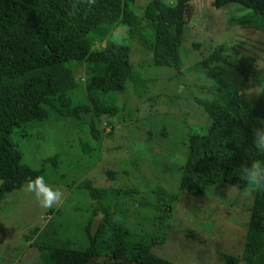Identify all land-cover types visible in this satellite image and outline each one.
Masks as SVG:
<instances>
[{"label":"rangeland","instance_id":"374dc122","mask_svg":"<svg viewBox=\"0 0 264 264\" xmlns=\"http://www.w3.org/2000/svg\"><path fill=\"white\" fill-rule=\"evenodd\" d=\"M211 1L190 3L192 11L179 47L180 71L152 64L151 51L129 38L126 25L117 23L112 28L106 41L130 47L133 73L144 83H128L117 95L121 112L97 121L99 139L92 138L86 123L54 115L12 130L24 164L38 168L45 158L57 156L55 167L47 163L42 175L63 198L44 209L22 186L5 195L0 202V264H46L41 254L65 241L73 248L85 247V224L96 205L78 186L86 178L101 187L137 190L131 199L113 203L112 214L131 231L162 237L151 250L171 264H225L224 254H242L254 193L244 196L246 185L227 183L215 184L201 196L178 188L188 136L205 134L209 124L195 99L209 100L208 89L223 82L238 88L249 102L264 85V33L245 27L244 15L250 10L235 3L215 9ZM147 2L136 0L134 10ZM242 56L255 59L248 79L230 66ZM208 61L210 67L205 68ZM82 72L75 70L83 80ZM78 86L75 93L81 103L84 82ZM158 185L177 193L170 218L163 222L154 210L137 203L154 201L152 190ZM99 219L100 214L95 215L92 230ZM35 228L38 232L28 237Z\"/></svg>","mask_w":264,"mask_h":264},{"label":"trees","instance_id":"16d2710c","mask_svg":"<svg viewBox=\"0 0 264 264\" xmlns=\"http://www.w3.org/2000/svg\"><path fill=\"white\" fill-rule=\"evenodd\" d=\"M135 1L97 0L90 11L86 4H79L73 14L74 0H0V202L29 177L42 175L47 163L53 164L57 158H45L38 168L24 164L11 138L14 128L54 115L86 123L92 138L99 139L97 121L121 112L117 95L128 83H144L133 73L130 47L106 41L117 23L126 25L129 38L151 51L152 64L177 71L183 68L179 47L192 0H148L139 10L133 8ZM229 3L249 9L244 15L245 27L264 33V0L211 1L215 9ZM254 63L253 57L242 56L230 66L248 79ZM77 69H83V80L75 73ZM80 82H84L81 103L75 93ZM208 92L209 100L195 99L209 118L206 133L189 134L186 157L178 168V188L193 196L203 195L218 183L244 187L239 179L241 165L264 161V151L252 144L253 131L264 126V85L249 102L232 84L220 82ZM78 186L96 204L84 228L88 244L73 248L65 241L50 246L41 254L44 263L171 264L151 250L162 237L131 231L112 214L113 203L116 206L119 199H131L136 189L101 187L88 178ZM152 194L154 201L137 203L154 210L158 220H168L177 193L158 185ZM97 214L100 219L92 230ZM38 230L33 229L28 237ZM223 261L264 264V192L253 194L242 254H224Z\"/></svg>","mask_w":264,"mask_h":264},{"label":"clouds","instance_id":"9594fccd","mask_svg":"<svg viewBox=\"0 0 264 264\" xmlns=\"http://www.w3.org/2000/svg\"><path fill=\"white\" fill-rule=\"evenodd\" d=\"M96 3L97 0H74L73 14L78 10L79 4H86L90 11ZM252 144L257 150L264 151V126L253 131ZM239 179L246 185L244 196H250L254 192H264V161L257 160L251 164L241 165ZM21 190L34 195L36 201L44 209H50L59 204L63 198V193L48 185L43 175L29 177Z\"/></svg>","mask_w":264,"mask_h":264}]
</instances>
